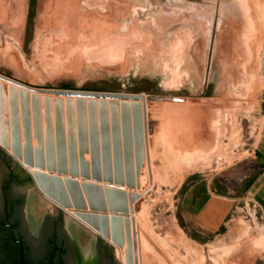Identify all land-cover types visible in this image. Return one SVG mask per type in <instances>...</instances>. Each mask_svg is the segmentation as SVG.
Here are the masks:
<instances>
[{
  "label": "rangeland",
  "instance_id": "1",
  "mask_svg": "<svg viewBox=\"0 0 264 264\" xmlns=\"http://www.w3.org/2000/svg\"><path fill=\"white\" fill-rule=\"evenodd\" d=\"M240 2L0 0V146L38 175L40 213L55 214L51 200L90 221L120 264L134 246V264H264V205L245 193L264 172V32L256 62L255 41L239 49L246 19L264 27V0ZM185 154L200 156L191 169ZM198 182L235 199L219 235L183 214L181 190Z\"/></svg>",
  "mask_w": 264,
  "mask_h": 264
},
{
  "label": "flooded vegetation",
  "instance_id": "2",
  "mask_svg": "<svg viewBox=\"0 0 264 264\" xmlns=\"http://www.w3.org/2000/svg\"><path fill=\"white\" fill-rule=\"evenodd\" d=\"M5 163L8 171L0 180V264H7L9 258L11 264H116L113 246L97 235L90 239L86 228L75 219L95 232L90 221L85 222L68 209L72 218L59 208L53 215L40 213L43 197L38 193V175L30 171L36 188L29 175L21 176L18 168ZM86 244L91 248L92 260L82 256ZM52 253L54 257H50Z\"/></svg>",
  "mask_w": 264,
  "mask_h": 264
},
{
  "label": "crops",
  "instance_id": "3",
  "mask_svg": "<svg viewBox=\"0 0 264 264\" xmlns=\"http://www.w3.org/2000/svg\"><path fill=\"white\" fill-rule=\"evenodd\" d=\"M254 158L264 164V133L262 141L255 148ZM249 201L264 205V172L255 177L247 192ZM182 209L188 225L201 236L219 235L235 211V199L216 194L214 188L198 182L185 192Z\"/></svg>",
  "mask_w": 264,
  "mask_h": 264
},
{
  "label": "water",
  "instance_id": "4",
  "mask_svg": "<svg viewBox=\"0 0 264 264\" xmlns=\"http://www.w3.org/2000/svg\"><path fill=\"white\" fill-rule=\"evenodd\" d=\"M57 93L59 95L62 96H68V97H84V98H91V99H101V100H111V101H134V102H143L145 100L144 95L141 94H130V93H97V92H83V91H68V90H57ZM154 101H163V100H167V101H174V102H178L180 101L179 99L176 98H158V97H152L151 98ZM0 149L2 151H4L6 154H8L10 157H8L5 153H2L0 151V180L5 176L6 172L8 171V169L6 168V163L5 162H9L10 167L15 166V168H18V172L21 176H25V173L23 171V169L28 173V175L31 177L35 187L37 188V182L34 178V176L28 171V169L23 166L16 158L15 156L11 155L10 153H8V151H6L4 148H2L0 146ZM19 165V166H18ZM23 168H21V167ZM40 195L42 194V190L40 192H38ZM47 199V198H46ZM40 201H41V197H40ZM50 202L55 205L57 208H59L60 210H62L65 214H67L70 218H72L71 213H67V211L61 207L60 205L54 203L53 201L50 200ZM66 215V218L69 220V217ZM79 224H81L82 226H84L86 229H88L90 232H92L93 234L100 236L103 238V232L102 229H100V234L94 232L92 229H90L86 224L82 223L81 221L75 219ZM89 237L91 238L92 235L88 234ZM104 239V238H103ZM91 248L89 247L88 250L86 252H82V256L83 257H87V260H92L91 256ZM135 253H136V249H135ZM89 254V255H88ZM113 255L114 258L116 260V264H120L119 259L117 257V254L115 252V249L113 247Z\"/></svg>",
  "mask_w": 264,
  "mask_h": 264
},
{
  "label": "bare ground",
  "instance_id": "5",
  "mask_svg": "<svg viewBox=\"0 0 264 264\" xmlns=\"http://www.w3.org/2000/svg\"><path fill=\"white\" fill-rule=\"evenodd\" d=\"M239 1H241V0H239ZM242 2H243V0H242ZM242 2H240V3H242ZM249 2V1H248ZM239 3V4H240ZM245 3H246V1H245ZM247 4V3H246ZM258 4V3H257ZM241 5V4H240ZM237 6V5H236ZM243 6H246L245 4L243 5ZM248 7V10H249V6H247ZM247 7H242L241 8V10L242 9H244L243 10V12L244 13H246L247 12ZM228 9V8H227ZM246 11V12H245ZM234 12V11H233ZM237 11H235L234 13H236ZM243 12H242V14H243ZM249 12V11H248ZM264 12V11H263ZM239 13V12H238ZM264 14V13H263ZM245 15V14H244ZM202 16V15H201ZM205 16V15H204ZM241 16V15H240ZM244 18H246V16L244 17ZM253 18V17H252ZM251 18V19H252ZM246 19V20H249L248 21V24H250V25H247V26H245V28H246V34H247V37H245V35L246 34H244V40L243 41H241L240 42V44H239V49H242L244 46V44L243 43H245L247 40L249 41L250 40V43L252 42V41H255L254 42V44L253 43H249L250 44V46H249V48H248V51H247V49H246V51H247V54H248V56L250 55L251 56V58H253V59H251L252 60V62L254 63V62H256L257 61V49L259 48V41H260V39H259V35L260 34H262V32H264V27H261V25H260V27H259V22H256L255 23V21L253 22L252 20H254V19ZM256 19H257V17H256ZM261 19V18H260ZM243 20H245V19H243ZM247 22V21H246ZM244 23V22H243ZM246 25V24H245ZM264 26V25H263ZM264 34V33H263ZM262 34V35H263ZM263 37V36H262ZM262 37H261V39H262ZM246 39V40H245ZM252 40V41H251ZM263 40V39H262ZM245 41V42H244ZM263 42V41H262ZM248 45V44H247ZM261 45V44H260ZM256 47V48H255ZM233 53V52H232ZM236 56V55H235ZM231 57V56H230ZM238 57V56H237ZM244 62V61H243ZM252 62H250L251 64H252ZM247 65V64H246ZM257 65V64H256ZM230 66V65H229ZM237 66V65H236ZM249 65H247V67H248ZM245 67V66H244ZM250 67V66H249ZM248 67V68H249ZM262 70V69H261ZM246 71V70H245ZM264 72V71H263ZM235 74V73H234ZM233 75V74H232ZM254 85H255V83H254ZM229 87H230V85H229ZM243 87V86H242ZM231 88V87H230ZM253 88H254V86H253ZM249 92H250V90H249ZM248 94V93H247ZM250 97V96H249ZM51 142V141H50ZM100 142V141H99ZM55 143V142H54ZM56 145V144H55ZM66 148V147H65ZM68 148V147H67ZM52 150H53V148H52ZM69 149H67V151H68ZM175 152V151H174ZM212 152V151H211ZM207 154V153H206ZM196 155H197V153H196ZM199 155V154H198ZM34 156V155H33ZM32 156V157H33ZM176 156V159H177V161H178V164H180L182 167L183 166H185V167H187V168H190L192 165H194V162L196 161V159L197 160H199V158L198 157H200V156H198V157H196V156H194V154H193V156L194 157H192V156H190V155H187V154H185V158H182V156L180 155V156H178V155H175ZM70 157V156H69ZM170 158H171V155L169 156ZM203 158V157H202ZM75 160V159H74ZM171 160V159H170ZM175 160V159H174ZM173 160V161H174ZM200 160H202V159H200ZM176 161V162H177ZM38 162V161H37ZM197 162V161H196ZM105 164V163H104ZM179 165V166H180ZM176 166V165H175ZM180 166V167H181ZM176 169V168H175ZM191 169V168H190ZM183 171V170H182ZM129 172V171H128ZM181 172V171H180ZM105 177V176H104ZM116 184V183H115ZM68 213V212H67ZM73 217V216H72ZM134 225H135V230H134V233H133V230H131V232H132V234L133 235H138V233L141 231L140 229H142V230H144V228L143 227H138L139 226V223H138V226H137V224H135L134 223ZM132 227H133V224H132ZM146 229H147V227H146ZM173 237V236H172ZM136 238L138 239L139 237L138 236H136ZM144 238V237H143ZM142 238V239H143ZM153 238V237H152ZM158 240V239H157ZM156 240V241H157ZM134 241V240H133ZM136 243V242H135ZM143 243H144V245H146V246H148V247H150L151 249H153L154 251H155V248H154V246H153V243H152V245H151V243H150V240L149 239H147V238H144L143 240H141V243H140V245L142 246L143 245ZM159 243V242H158ZM165 243V242H164ZM162 244V243H161ZM135 245V244H134ZM240 247V246H239ZM166 248V247H165ZM134 249H136L135 248V246H134ZM146 250H148V249H146ZM149 252V251H148ZM152 252V251H151ZM150 252V253H151ZM158 252V251H157ZM200 253V252H199ZM158 254H160L159 252H158ZM166 255V254H165ZM242 255V254H241ZM136 257V253H135V251H134V254H133V256H129L127 253H126V258H125V264H134V260H133V257ZM162 260V259H161ZM165 262V261H164ZM167 264V263H166Z\"/></svg>",
  "mask_w": 264,
  "mask_h": 264
},
{
  "label": "trees",
  "instance_id": "6",
  "mask_svg": "<svg viewBox=\"0 0 264 264\" xmlns=\"http://www.w3.org/2000/svg\"><path fill=\"white\" fill-rule=\"evenodd\" d=\"M32 1L34 2L35 0H32ZM254 179H255V178H251L250 180H248V181L246 182V184H245V193H247V192L249 191V189L251 188ZM213 188H214L216 194L226 196V193H225L221 188H219V187L217 186V184H215V186H214ZM186 191H187V188H183V189L181 190V193L184 194ZM190 236H191L192 238H194V239H197V240H200V238H201V236H199V235L196 234V233H194L193 235H190ZM7 252L10 253V249L7 248ZM54 256H55V254H53V253L50 255V257H54ZM11 257H12V255H11ZM11 263H12V260H10V258H9L8 261H7V264H11Z\"/></svg>",
  "mask_w": 264,
  "mask_h": 264
},
{
  "label": "built area",
  "instance_id": "7",
  "mask_svg": "<svg viewBox=\"0 0 264 264\" xmlns=\"http://www.w3.org/2000/svg\"><path fill=\"white\" fill-rule=\"evenodd\" d=\"M257 207H259L258 205L256 204H253V208L256 209Z\"/></svg>",
  "mask_w": 264,
  "mask_h": 264
}]
</instances>
